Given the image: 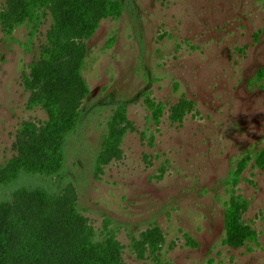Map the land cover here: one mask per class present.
<instances>
[{"label": "rangeland", "instance_id": "obj_1", "mask_svg": "<svg viewBox=\"0 0 264 264\" xmlns=\"http://www.w3.org/2000/svg\"><path fill=\"white\" fill-rule=\"evenodd\" d=\"M121 1L120 18L94 9L82 20L79 2L56 0L30 42L21 0H0V172L38 158L35 140L52 114L30 106L34 95L54 100L59 116L82 111L60 178L0 184V264H37L14 255L31 229L48 236L39 264H80L78 243L108 231L122 264H264V0ZM122 104L116 130L125 137L107 149ZM23 185L59 198L49 206L15 195ZM237 195L248 201L238 225L257 242L226 243Z\"/></svg>", "mask_w": 264, "mask_h": 264}, {"label": "trees", "instance_id": "obj_2", "mask_svg": "<svg viewBox=\"0 0 264 264\" xmlns=\"http://www.w3.org/2000/svg\"><path fill=\"white\" fill-rule=\"evenodd\" d=\"M79 2L81 9L77 11L79 19H85L94 9H98L103 18H120L124 12L121 0H69ZM56 0H21L18 24H26L30 28L29 41L32 42L42 25L47 11L55 4ZM96 25H90L83 31L85 37H90L96 30ZM10 33L13 27L9 29ZM53 56V55H52ZM264 73V69L261 70ZM150 103V102H149ZM42 105L50 110L52 117L45 122L40 130L38 139L35 140L39 151L35 154L38 158L23 157L18 160H10L2 172H0V184L13 185L21 178H53L62 176L65 169L67 153L66 146L69 136L77 129L81 120L82 111L78 107H69L63 116L56 114L55 101H46L38 95H34L30 106ZM163 106L159 105L154 110L155 118L161 119ZM127 108L125 104L118 107L110 121V129L104 140V147L117 149L125 137L126 130L118 133L116 126L126 120ZM261 164V161L258 160ZM245 167L241 162L237 170L232 172L230 178L233 184H237ZM226 182H230L229 180ZM15 195L33 197L39 204L53 206L59 198L56 192H52L45 185L27 186L16 188ZM1 205V204H0ZM248 206V201L242 195L232 196L225 211L226 243L244 245L246 242H257L256 233L249 227L240 228L238 220L242 209ZM76 214L75 210H72ZM69 219H72L70 217ZM15 225L24 226V220L14 221ZM20 240L14 249V255L20 259L42 263L47 255L48 236L42 230H26L19 236ZM191 241V238L188 237ZM123 246L116 235L110 231L98 238L89 235L81 240L76 247V255L80 264H122L120 255Z\"/></svg>", "mask_w": 264, "mask_h": 264}]
</instances>
